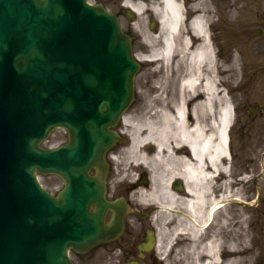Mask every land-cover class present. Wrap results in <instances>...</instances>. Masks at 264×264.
Returning <instances> with one entry per match:
<instances>
[{
    "label": "water",
    "instance_id": "95a60500",
    "mask_svg": "<svg viewBox=\"0 0 264 264\" xmlns=\"http://www.w3.org/2000/svg\"><path fill=\"white\" fill-rule=\"evenodd\" d=\"M139 69L132 38L102 4L0 0V264H73L70 249L117 236L108 233L121 225L103 222L106 156ZM57 127L69 142L41 147ZM37 172L65 188L53 196Z\"/></svg>",
    "mask_w": 264,
    "mask_h": 264
},
{
    "label": "bare ground",
    "instance_id": "6f19581e",
    "mask_svg": "<svg viewBox=\"0 0 264 264\" xmlns=\"http://www.w3.org/2000/svg\"><path fill=\"white\" fill-rule=\"evenodd\" d=\"M146 1L125 0L122 3L124 8L132 11L134 16H138L134 27L140 37L139 42L146 44L144 52L138 45L141 52L137 54V58L152 67L169 68L172 58L176 55L178 62L186 64L179 86L183 87L182 91L191 94L192 101H196L194 110L197 111L203 106L211 110V101L213 99L220 101L213 121L215 130L212 135H206L202 124L198 121L193 129H189L182 103L176 106L175 115L170 116L156 106L142 101L122 119L123 129L129 142L120 150L124 158L120 161L117 157H113V161L122 166L121 169L125 174L121 176L122 180L128 179L135 184L136 171L140 169H144L143 172L148 171L149 184L141 183L136 190V196L141 206L154 210L153 220L157 221L166 212L170 213L171 210H164V207L173 208L177 197L167 188L165 181H170L175 176V170L168 167L164 169L166 172L164 175L161 149L166 136L163 122H173L177 127V134L189 143L197 164L187 163L183 159L190 182L189 207L192 214L189 218L179 219V225L168 232L170 238L166 246L169 247L173 240L183 235L188 240L185 249L192 255V262L195 264H198L197 255L203 252L207 255V259L200 264H253L257 258V241L247 230L248 204L244 199L241 185L237 184L239 187L235 189L234 194L227 188L229 170L226 163V132L234 124V102L233 97L227 99L225 89H218L219 84L227 86L231 78L238 76L242 56L231 57L225 51L223 55L217 52L214 43V40L219 39L218 45L223 46L224 49L227 47V51L232 46H236L234 40L236 31L233 29L236 12L228 19L229 15L226 11L197 10L186 31L181 3L177 0H163L164 10L161 11L157 4H151L152 12H148ZM238 9L242 11L244 8L239 6ZM152 13L158 18L160 26L156 35L147 30L145 25L146 14L152 15ZM153 24L156 25L155 22ZM214 28L219 30L215 35L211 31ZM228 37H230V46H228ZM201 92L205 93V100L201 99ZM141 99L149 102V98L145 96L141 95ZM204 158L212 165L211 172L207 173L204 170ZM218 173L224 175V182L220 186L221 195H218V186L215 184ZM164 198L167 199L166 202ZM226 200H230L232 205H235L229 212L222 206ZM182 204L185 206L186 201L183 200ZM220 212L221 217H219ZM212 220L213 224L209 227ZM212 228L216 230L215 235L202 242V237ZM165 230L158 228L159 237ZM220 231H222L221 236H219Z\"/></svg>",
    "mask_w": 264,
    "mask_h": 264
},
{
    "label": "flooded vegetation",
    "instance_id": "af4514ba",
    "mask_svg": "<svg viewBox=\"0 0 264 264\" xmlns=\"http://www.w3.org/2000/svg\"><path fill=\"white\" fill-rule=\"evenodd\" d=\"M181 3L184 12V22L186 31L189 29V24L197 10L207 12L209 10L214 11L216 9L220 11L229 12L232 9V0H177ZM236 5L242 6L247 0H235ZM257 1V0H255ZM148 12H152L151 4H157L162 10H164L163 0H147ZM252 7L253 5L246 4V8ZM264 25H260L259 37L254 39L252 44L253 55L250 61L245 60V83L239 86V90L244 92V99L242 102H237L238 111L242 112L246 118L245 132L250 136L256 134L257 138L261 137L264 133L262 127H264V36L262 33V28ZM212 33L216 34V28L211 30ZM215 41V40H214ZM185 64L183 62H178L176 55L172 58L169 68L163 67L165 72H167V77L171 80H178V76L184 73L183 67ZM146 89L153 90L159 89V95L156 92H148L145 97L152 99L147 102V104L156 106V108L163 110L164 113L170 116L175 115L176 106L183 104L185 107V116L187 127L193 129L196 122L202 124L204 133L206 135H212L214 133L213 121L216 116V109L220 105V101L213 99L211 101L212 109H208L203 106L199 110H194L195 100L192 101V96L189 92L182 91L183 87L179 85H164L160 87L147 86ZM203 89V88H202ZM218 89H225L228 100L231 99V85L218 86ZM201 99L205 100L206 95L204 92L200 93ZM221 96V94H219ZM137 102L136 105L142 103L141 96L136 95ZM155 100V101H153ZM159 100V101H156ZM237 124V115H236ZM257 125L258 128L255 130L253 126ZM163 129L165 130L166 136L162 145V156L163 165L162 169L164 175L166 172L164 169L168 167L174 168L175 176L170 181H165V185L169 190L176 194L177 202L173 205V208L164 210H171L170 213L166 212L161 217L160 223H156L153 220L154 210L147 206H141L138 203V197L136 196V190L141 183H143V177L136 178V184L129 181L128 179L122 180L121 176L125 175L121 167L117 165L113 160H111V170L109 174L108 186H107V200L113 203V206L108 210L105 224L109 225L113 218L115 210L121 212L124 216V230L121 235L109 241L100 242L99 244L92 247L90 250H86L83 253H73V258L76 264H195L192 262V255L187 253L185 245L188 240L185 236L173 240L171 245L166 246L169 241L168 232L172 231L176 226L179 225V219L183 217L191 216V209L189 207V201L191 200V193L189 190V176L186 171L183 159L187 163L197 164V159L193 154V151L187 141H185L180 135L177 134L176 125L171 123L163 122ZM121 131L123 133V141L119 143L112 150V158L117 157L120 161L124 156L121 154L120 150L125 147L128 143V138L124 132L123 125L121 126ZM232 132L230 131V136ZM264 154V149L261 148V158ZM231 158H232V142H229V152L227 155V167L229 174L231 173ZM114 159V158H113ZM204 170L208 173L212 171V165L208 159H203ZM218 177L215 180V184L218 186L219 193L220 186L224 182V175L218 173ZM150 178V174H146V179ZM237 184L240 185L241 177L238 176ZM231 177L227 179V188L232 191ZM138 184V185H137ZM149 184L147 180V185ZM236 185V188L239 186ZM185 200V206L182 201ZM221 199H219L220 201ZM166 202L167 199L164 198ZM231 201L226 200L222 203L223 207L228 208ZM94 209V206L92 207ZM221 212L219 217H221ZM213 220L209 223V227L212 226ZM166 229L165 232L159 237L158 228ZM216 230L212 228L208 231V234L204 235L201 239L202 242L206 239L214 236ZM222 231H220L219 236H221ZM160 240V243L158 241ZM160 244V249L158 245ZM145 248L142 250V248ZM167 247V248H166ZM197 263L200 264L207 259V255L203 252L197 255Z\"/></svg>",
    "mask_w": 264,
    "mask_h": 264
},
{
    "label": "rangeland",
    "instance_id": "374dc122",
    "mask_svg": "<svg viewBox=\"0 0 264 264\" xmlns=\"http://www.w3.org/2000/svg\"><path fill=\"white\" fill-rule=\"evenodd\" d=\"M124 1L125 0H91L92 3H104L110 11L119 16L124 29L127 32H130L135 38V52L139 54L141 50L138 48V45H140L141 49L143 50L146 44L142 43L141 41L139 42L140 37L134 27L138 16H135L133 19L128 17L126 12L123 11L122 3ZM250 1L253 3V10L248 9L245 12L241 11V13L243 16L246 15L248 17V21L253 20V26L251 27L249 37L254 39L258 37L261 23L260 21L262 18H264V0H259L257 2L254 0H248V3H250ZM246 4L247 2L243 3L242 7L244 8ZM152 15L146 14L145 25L147 30L156 35L159 30L157 25V17L154 14ZM238 15L241 14L238 12ZM153 22L156 23L155 26H153ZM234 31L236 30L234 29ZM234 40L237 42L239 39ZM242 42L243 41L240 40V44ZM251 47L252 44L244 41L243 48L249 56H252V52L250 51ZM241 65L240 74H238V76L236 75V78H232L231 81L232 96L234 99H236L235 104L237 106L236 113L238 119L237 124H235L232 129L233 155L231 178H233V187H235L237 184L236 181L238 180L237 177L243 175L246 176L245 179L242 178L241 180L243 184L242 190L244 199L248 204V211L246 210V215L249 217L247 230H249L252 237H255L257 241V258L253 264H264V155L262 156L263 158H261V148L264 149V133L258 139L256 134H252L250 138V136L245 132L246 124L244 121H246L245 117L247 116H244L241 111H238L239 105L237 104V102H242L245 96L244 92L241 91V89L239 90V86H242L245 83V75L243 72L246 66L243 60ZM165 74V70L161 67L157 68L149 66L147 68L146 65H144L142 71L136 78V88L139 89L140 87L148 85L163 86L178 84V81H173L170 78L169 81H167L168 78L165 76ZM146 92L147 91L143 89H139V93L142 96L145 95ZM142 101L147 102L145 99ZM253 127L255 130L258 128L257 125ZM262 128L264 130V127ZM66 142L67 133L63 129H57L49 137V140L43 144V146L47 148L57 147ZM40 180L45 188H47L53 194H56L64 186L63 181L57 176H40ZM231 206V208L235 207L234 204ZM160 221L161 219H159V222Z\"/></svg>",
    "mask_w": 264,
    "mask_h": 264
}]
</instances>
